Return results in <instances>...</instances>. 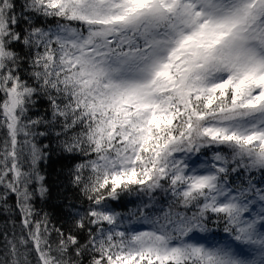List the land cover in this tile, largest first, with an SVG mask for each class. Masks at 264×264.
Returning a JSON list of instances; mask_svg holds the SVG:
<instances>
[{
	"label": "snow or ice",
	"instance_id": "obj_1",
	"mask_svg": "<svg viewBox=\"0 0 264 264\" xmlns=\"http://www.w3.org/2000/svg\"><path fill=\"white\" fill-rule=\"evenodd\" d=\"M0 208V264H264V0H0Z\"/></svg>",
	"mask_w": 264,
	"mask_h": 264
},
{
	"label": "trees",
	"instance_id": "obj_2",
	"mask_svg": "<svg viewBox=\"0 0 264 264\" xmlns=\"http://www.w3.org/2000/svg\"><path fill=\"white\" fill-rule=\"evenodd\" d=\"M48 143V141H44ZM76 159L61 155L58 151H51L46 162L41 164L42 174L46 177V185L48 186V197L44 201L37 199V207L51 216L52 222L58 227L64 225L67 227L69 222L68 212L71 205L77 207H86V202L80 196L77 189L73 188L70 183V172ZM159 198L160 194H156ZM144 200L147 197L143 198ZM141 202L136 196L123 197L121 201L114 202L113 207L117 211L127 213L133 210ZM9 203H14V198L10 197ZM9 218V214L0 208V224ZM19 225V217H13Z\"/></svg>",
	"mask_w": 264,
	"mask_h": 264
}]
</instances>
